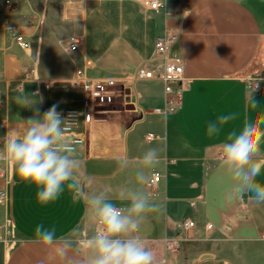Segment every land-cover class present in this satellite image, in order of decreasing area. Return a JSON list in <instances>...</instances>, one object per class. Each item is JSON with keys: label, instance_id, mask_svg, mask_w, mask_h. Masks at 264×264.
Returning a JSON list of instances; mask_svg holds the SVG:
<instances>
[{"label": "crops", "instance_id": "0c3cea01", "mask_svg": "<svg viewBox=\"0 0 264 264\" xmlns=\"http://www.w3.org/2000/svg\"><path fill=\"white\" fill-rule=\"evenodd\" d=\"M144 1L12 0L9 20L32 45L21 49L0 33V141L7 132L22 135L35 108L43 115L55 105L61 113L81 95L79 89L54 87L35 97L43 102L34 108L19 107L15 84L24 72L59 85L77 69L90 78L123 79L133 67L152 62L156 39L178 28L173 54L184 60L181 108L166 116L152 112L163 104V85L138 82L145 111L116 104L97 119L78 147L82 171L92 178L91 194L104 192L119 207L128 205L117 199L121 191L151 198L156 210L146 214L140 235L150 239L156 264H264V204L250 200L251 193H235L233 177L220 165L227 135L264 113V85L252 93L248 87L249 78L264 72V0H165L166 8L157 11ZM72 36L80 43L67 49ZM37 51L39 62L33 59ZM35 86L27 81L24 90L34 93ZM230 114L235 118L210 136L208 125ZM151 148L159 150V161L145 168L140 158ZM153 171L164 175L157 195L147 186ZM138 173L146 175L145 183ZM258 180L264 183V169ZM8 191L13 239L0 241V264H86L82 235L92 232L93 220L83 200L65 189L41 204L36 186L21 181L12 164ZM185 218L195 228L179 251L166 254L162 237L182 235L179 222ZM207 223L213 228L207 230ZM40 224L64 239L41 244L35 237ZM69 244L61 260L55 248Z\"/></svg>", "mask_w": 264, "mask_h": 264}, {"label": "clouds", "instance_id": "9594fccd", "mask_svg": "<svg viewBox=\"0 0 264 264\" xmlns=\"http://www.w3.org/2000/svg\"><path fill=\"white\" fill-rule=\"evenodd\" d=\"M38 57L37 51L33 59L39 62ZM23 85L17 86L15 102L19 107L32 109L43 102V97L39 101L35 99L38 93H26ZM257 87L255 81L251 93ZM234 118V114L218 117L216 122L208 125V134L218 133L220 126ZM24 121L26 126L22 135L7 132L0 141V160L12 164L21 181L36 186L37 200L41 204L55 201L65 189L86 203L93 220L92 235L84 242L86 264H156L154 250L140 235L146 214L156 210L151 198L140 192L121 191L117 199L128 201L127 207L121 208L104 192L91 194L92 178L82 171L78 148L66 135L75 120L71 115L63 117L55 105L43 115L35 108L34 116ZM262 143L264 113L245 120L241 128L232 130L221 146L220 155V165L235 181L233 191L251 193L249 199L256 204H264V183L258 180L264 169ZM140 159L145 168H152L159 161V150L151 148ZM137 175L141 183L146 182L144 173ZM35 237L46 246L64 239L57 237L55 228H45L43 224L36 227ZM70 247V244L58 246L55 253L63 260Z\"/></svg>", "mask_w": 264, "mask_h": 264}, {"label": "built area", "instance_id": "2783aa9c", "mask_svg": "<svg viewBox=\"0 0 264 264\" xmlns=\"http://www.w3.org/2000/svg\"><path fill=\"white\" fill-rule=\"evenodd\" d=\"M144 4L152 10L166 8L165 0H145ZM13 6L12 0H0V33H6L12 37L14 43L21 49H30L31 41L19 27L9 20V12ZM181 30L178 28L169 29L159 36L154 45V58L146 65L133 67L123 79L115 78H90L87 77L83 69H77L74 76L66 83L61 85L51 80H40L32 76L30 72H24L23 76L15 84V89L21 83L27 81L35 82L34 93L38 96L48 94L54 87H71L79 89V98L70 99L61 114L63 117L71 115L74 122L66 133L77 146L83 145L89 135V131L97 119L106 114L113 105H120L125 109L126 105L132 104L135 111L145 110L142 107V94L137 90L136 84L140 81L151 80L159 81L163 85L164 99L163 104L155 107L152 112L164 116L177 112L182 105V83L184 77V60L182 57L173 54V49L181 37ZM80 43L79 36L69 38L66 48L75 49ZM257 81L258 91L264 85V72L256 77L248 79V87L251 88ZM24 87V85H23ZM2 95L0 93V104ZM67 102V101H66ZM153 133L146 136L148 141L154 139ZM11 164L5 161L0 163V241L10 242L12 237V222L9 213V183H10ZM164 175L159 171H153L148 179L147 186L157 195L159 184ZM123 208V207H121ZM182 228V235H164L161 239L163 250L166 254L179 251L182 241L188 239L190 230L195 228V222L189 218L179 222ZM211 223L206 224V229H212ZM83 241L88 238L83 232ZM143 237V236H142ZM147 245L150 239L143 237Z\"/></svg>", "mask_w": 264, "mask_h": 264}, {"label": "water", "instance_id": "95a60500", "mask_svg": "<svg viewBox=\"0 0 264 264\" xmlns=\"http://www.w3.org/2000/svg\"><path fill=\"white\" fill-rule=\"evenodd\" d=\"M125 109H126V110H130V111H134V110H135V107H134V105L129 104V105H126ZM206 256H207V255H206Z\"/></svg>", "mask_w": 264, "mask_h": 264}, {"label": "rangeland", "instance_id": "374dc122", "mask_svg": "<svg viewBox=\"0 0 264 264\" xmlns=\"http://www.w3.org/2000/svg\"><path fill=\"white\" fill-rule=\"evenodd\" d=\"M1 162L3 161V160H0ZM92 235V232H90V233H86V236H87V238L88 237H90ZM83 236V235H82ZM182 244V243H181Z\"/></svg>", "mask_w": 264, "mask_h": 264}]
</instances>
